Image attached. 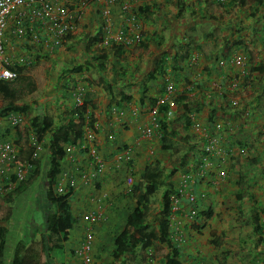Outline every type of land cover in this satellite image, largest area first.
Listing matches in <instances>:
<instances>
[{
  "label": "crops",
  "instance_id": "crops-1",
  "mask_svg": "<svg viewBox=\"0 0 264 264\" xmlns=\"http://www.w3.org/2000/svg\"><path fill=\"white\" fill-rule=\"evenodd\" d=\"M130 5L132 9L123 13L120 5L99 2L86 10L73 37L62 46L53 47L43 37L39 36L40 40L31 36L33 51L22 47L14 25H9L7 51L25 67L23 75L35 82L36 89L29 93L24 88L23 99L17 102L20 106L30 104L26 114L11 113L0 118L4 130L10 129L14 135L17 127L11 125L13 115L22 119L21 130L31 129L30 119L36 115L51 116L55 127L46 139L31 140L33 148L37 143L45 147L48 159L51 138L61 132L75 105H80L82 99L78 95L88 93L87 98L95 104V108L85 104L86 112L92 113L95 121V140L74 147L60 161L62 171L57 187L74 178L71 207L77 222L61 241L47 231L48 212L42 206L43 222H37L36 232L21 233L17 227L12 228L17 242L29 237L33 239L32 248L40 242V251H23L25 264H56V260L50 263L44 251L49 242L58 243L62 247L58 252L66 254V260L57 264H84L77 249L87 232L93 234L92 264H128L136 251H143L140 245L137 249L128 247L125 257L118 258L114 253L115 236L126 229L127 216L138 205L127 183L128 170L120 171L115 158L123 148L134 147L135 184L151 158L170 166L175 152L161 150L156 133L151 137L141 133L143 128L152 126L151 108L169 84L174 86L175 99L185 97L183 103L193 120L186 131L185 110L182 104L175 105L177 115L172 125L178 132L177 142L185 137L186 145L196 144L200 152L216 136L218 148L225 150L221 155L224 159L209 157V176L195 173L192 192L196 201L184 200L183 211L174 221V228L185 235L178 257L180 264H264V0H234L227 4L219 0H130ZM98 32L103 43L91 42ZM120 32L141 33L142 43L120 45L122 56L115 55L117 43L111 42L109 47L104 42L105 38H117ZM103 49L106 52H101ZM237 55L246 56L243 65L228 61ZM222 60L228 62L221 64ZM107 84L112 87L115 102L105 89ZM121 96L125 101L116 106ZM232 101H237V105ZM216 122L223 126L222 130L214 128ZM86 123L85 131L91 126L89 119ZM246 152L256 156L255 163L249 165ZM193 163L191 152L187 167ZM8 166L9 173L20 169L13 163ZM222 170L227 175L224 179L220 178ZM30 175L31 172L27 180L16 175L17 182L27 184ZM172 180L177 188L179 172ZM40 185L34 183L32 188L38 192ZM83 190L84 204L78 195ZM192 205L206 209L207 217L189 219L187 211ZM100 209L108 216L90 222L87 216ZM158 218L159 215L152 225H158ZM31 222L32 217L25 219L24 224ZM154 227L157 231L158 226ZM141 231L136 232L137 236L148 235ZM158 243L151 249L156 255L158 247L165 250L164 255L155 257L164 264L172 253L166 244ZM146 250L143 256L153 254ZM144 264L150 263L145 260Z\"/></svg>",
  "mask_w": 264,
  "mask_h": 264
},
{
  "label": "trees",
  "instance_id": "trees-1",
  "mask_svg": "<svg viewBox=\"0 0 264 264\" xmlns=\"http://www.w3.org/2000/svg\"><path fill=\"white\" fill-rule=\"evenodd\" d=\"M181 2V1H180ZM140 8H138L139 10ZM141 10V9H140ZM24 28L29 29L28 24L23 25ZM37 24H34V30L36 28ZM29 36V35H27ZM72 36L71 32H68L65 35L66 41L70 39ZM134 37V36H132ZM143 40V38H142ZM142 40L138 41V43L134 44H140L142 43ZM103 38L101 35V32H98L93 37H91V42L97 43L102 42ZM114 42V41H112ZM116 43V42H115ZM22 47L26 48V50H31L32 46L30 43V39H26L22 43ZM122 47L120 45L117 46L115 50V55L122 56ZM103 52H106L105 49H103ZM102 59L106 58L105 55H101ZM176 64L179 65L178 60L176 59ZM18 62V61H16ZM15 62V63H16ZM103 67V65H100ZM25 67H21L19 63H16L13 67L14 70H16L19 73V78L15 81H6V82H0V97L5 102V105L3 108L0 109V118L1 117H7L11 113H19V114H26L28 110L31 108L30 104H23L19 105L17 102L23 99L24 95V88H27V91L33 92L36 89L35 82L28 76L23 75ZM78 68V67H77ZM175 69H182L181 66H174ZM105 89L108 92V94L111 95L112 101H116V97L114 96V93L112 92V87L110 84L105 85ZM166 89V88H165ZM164 89V91H165ZM163 91V92H164ZM86 92H83L79 94L78 96L81 97L82 101L84 102L83 105H78L73 108L71 111V118L68 120V122L62 126L61 132L56 134L51 138V142L47 147V154H48V167L45 170V176L43 177L45 186H46V195L44 198V193L40 194V199L43 198L44 203H50L52 210H49V212L46 214V228L47 231L51 235H56L58 239L64 240L68 237L69 232L74 228V225L76 224L77 220L74 217L72 213V207H71V197L74 193V178H68L66 180V183H64L62 186V190L58 191L57 183L58 179L61 178L59 175L62 171L60 161L62 157L67 153V148L72 147H80L82 144L86 143L85 139V133H86V121L89 119V123L91 126H89L92 129L94 128V119L92 116V113L86 112V105H91L92 108H95V104L87 98ZM173 99H175L173 97ZM185 97L179 96L175 99L174 102H177L175 105H181L183 106L185 110V122H186V131L187 128H190L193 124L192 118L189 116V109L186 103L184 102ZM123 96H121L120 100L116 102V106L121 105L124 102ZM89 105V106H90ZM169 105H161L160 106V115L158 116V127L152 128V135L153 133H156L160 138V148L164 151H173L174 156L175 154L180 153L179 148V142L175 139V134L178 133L175 129H173V121L177 115V110L175 109L177 106L172 107V111L174 113V117L171 119L167 115V111L169 109ZM171 109V107H170ZM169 118V119H168ZM210 122H213V118H210ZM216 124V125H215ZM214 124V128L217 129V125L219 124L216 122ZM221 125V124H220ZM53 127H55L54 119L49 115H36L30 119V128L26 129V140L24 141V133L20 129V127L14 128V135L12 136L10 134V129L4 130L2 126H0V145L4 143H11L15 147V153L13 155L12 162L15 165H29V173L31 172L30 179L36 175L40 174V164L39 161H33L32 156V150L33 148V142L31 141L36 140L41 142L43 139H46V135L53 130ZM223 129V126H222ZM220 129V130H222ZM218 130V131H220ZM145 132V128L141 130V133L143 134ZM179 135V134H178ZM23 140L22 145L21 141ZM183 140L185 141L186 138L183 137ZM188 144V143H187ZM33 148V149H32ZM194 153V163L190 167L188 166V160L190 158V153ZM199 153V154H198ZM199 155V156H196ZM247 156V160L249 165L250 162H256V156L253 154H249L246 152L245 154ZM209 154L205 150H201L200 152L197 150L196 144H190L189 147L187 145V151L180 156L181 159H177L175 162H173L169 167L166 165H162L160 163V160L152 159V161H147L145 164L142 173L140 174V179L137 184L132 186V194L135 200L138 202V205L135 208H131V212L127 216L126 219V229L121 231L119 234L115 236L114 240V246L115 255L119 257H125L127 255V248L131 249H137L140 245H143L144 249L151 248L155 241H158L159 243L166 244L167 247L171 251V255H168L164 261V264H180L179 261V252L180 247L182 246V242H180L181 235H184L182 232L179 231V229L174 228V226L171 223L170 217L172 214V195L175 193L177 196L181 198V194L179 192V186L174 185L172 176L175 175L176 171L183 169L185 173L194 174L200 170V168H207V161ZM210 157V156H209ZM174 158V157H173ZM173 158H170L173 160ZM115 162L117 163L118 168H120V171L128 170L127 174L132 175L134 177V147L128 146L123 148V150L119 153L118 158H115ZM190 163V161H189ZM179 165V166H178ZM192 167V169H191ZM166 168H170V175H166ZM206 176H209L208 171L206 169ZM126 174V172H125ZM124 174V175H125ZM13 182L16 183V187L14 191L16 190L19 192L20 190H23L26 186V183L24 181L17 182V176L11 175ZM59 185V184H58ZM166 187L165 191L162 195V209L160 211V215L158 218V229L151 230L150 234L146 237L143 236H137V231L143 230V228H149L150 225H148V212H149V204L151 201L152 195H154L159 189ZM13 191V190H12ZM11 191V192H12ZM11 192L7 193L5 196H10ZM4 196V197H5ZM47 200V201H46ZM18 200H15L13 203L17 204ZM184 202V200H183ZM193 206V205H192ZM191 206V207H192ZM190 207V208H191ZM189 208V210H190ZM195 209L197 210L196 218L198 219L201 216L207 217V210H199V207L196 206ZM183 209L179 210L176 214L182 213ZM189 211H187L188 213ZM259 226V225H258ZM261 226V225H260ZM264 228V226H263ZM12 228L0 225V264H6L5 263V251H8L9 254L12 255L9 258L10 264H25L26 261H24V257L22 256L23 251H36L34 248L30 246V238L26 239H20L17 243H15L16 238H13V235L16 234L12 232ZM264 230V229H263ZM150 236V237H149ZM46 243L44 246V251L46 252L48 259H50V263H53V260H55L54 253L58 252V250H62V247L58 245V243H52L50 244ZM10 249V250H8ZM38 256H35L34 258H37ZM12 258V259H11ZM148 261L150 264L153 263V257L151 255L149 256H143L140 259H137L134 263H128V264H144V261ZM58 261H56V264ZM38 264V263H34ZM108 264H117L115 261L108 263ZM124 264V263H123Z\"/></svg>",
  "mask_w": 264,
  "mask_h": 264
},
{
  "label": "built area",
  "instance_id": "built-area-1",
  "mask_svg": "<svg viewBox=\"0 0 264 264\" xmlns=\"http://www.w3.org/2000/svg\"><path fill=\"white\" fill-rule=\"evenodd\" d=\"M223 4L233 2L234 0H219ZM99 2H104L108 6L110 5H120L123 13H126L132 9L130 5V0H0V82L15 81L19 78V73L13 69L17 63L16 57H11L7 51L8 37L7 32L10 24L14 25V34L18 37V41L22 43L34 36L35 39H40L43 37L47 40L53 47L62 46L65 42V35L68 32L74 33L80 24L86 10L90 7H95ZM103 12V11H102ZM103 15H108V11L105 10ZM29 29L24 28L23 25H27ZM34 24H37L35 30ZM29 35V36H27ZM134 36V37H132ZM118 41L125 42L127 45H132L138 43L142 40L141 33L135 32L133 34H126L120 32L119 36L116 38ZM109 39L105 38V44H108ZM232 63L243 65L246 61V56L237 55L236 57L228 60ZM228 61H221V64H225ZM16 62V63H15ZM175 93L174 86L169 84L165 91L163 92L161 98L158 100L157 104L151 108V116L153 117L152 127L157 128L158 116L160 115V106L169 105L167 115L171 118L174 113L172 107H175V102L173 97ZM83 101L79 100V104ZM233 105H237V101H232ZM11 125L13 127H19L23 124L22 119L17 115L10 117ZM217 129H222V125L218 124ZM152 128H145L143 135L147 137L152 136ZM85 139L89 141L95 140V129L89 128L85 133ZM44 146L41 143L35 144L33 150V157L35 159L41 158L44 154ZM72 146L67 148V153L71 154L73 151ZM204 150L209 154V156H218L224 159L221 155L224 154L225 150L218 148V139L215 137L210 138L209 142L205 145ZM15 153V147L11 143H4L0 145V198L7 193L11 192L14 188V184L10 179V173L8 171V165L12 162V157ZM209 156L207 161V166L209 165ZM206 169L200 168L196 172L197 175L205 177ZM25 169L20 168L17 171V175L23 178ZM96 176L93 175V177ZM220 178L224 179L227 175L225 171L220 172ZM87 175L84 176L87 179ZM128 184L132 185L134 179L132 175L128 176ZM192 183H194V174L183 172L180 176L179 183V196H172V214L170 217L172 225L177 216V212L181 210L183 200L191 203H195L196 197L192 192ZM195 205L192 206L187 213L189 219H195L197 216V210ZM108 214L101 209L99 211H93L88 216L87 219L94 223L104 219ZM180 242L184 241V235H181ZM93 234L87 232L86 236L80 246V254L83 256L84 264H92V257L90 255L92 251ZM154 264L155 263L153 261Z\"/></svg>",
  "mask_w": 264,
  "mask_h": 264
},
{
  "label": "rangeland",
  "instance_id": "rangeland-1",
  "mask_svg": "<svg viewBox=\"0 0 264 264\" xmlns=\"http://www.w3.org/2000/svg\"><path fill=\"white\" fill-rule=\"evenodd\" d=\"M4 105H5V102L0 99L1 108H3ZM22 130L24 131V138H26V133H25L26 129L22 127ZM50 137H52V136L50 135ZM22 143H23V140L21 141V145H22ZM178 146H179L181 151L179 154H177V153L175 154V157L173 158V160L171 159V162L169 161V165H171L173 162H175L178 158L181 159L180 156L183 155L187 151V145L183 139L181 142H179ZM40 159H42V156ZM47 161H48L47 158L45 159V161H43V160L39 161V163L41 165V169H40L41 173L39 175L32 177L31 179L29 178L28 183L26 184V186L23 190H20L19 192H17L16 190L15 191L13 190L11 192L10 196L4 195L5 197L2 196L0 198V222H2L5 226H8L10 228L17 227L18 232H21V233L23 232V230H26V231L29 230L28 231L29 233H31V232L34 233V232H36L37 222H39V223L43 222V217L41 216V211L39 210L41 202L43 200L40 199L39 195L42 194V191L44 190V185H42V186L40 185L41 188H40V190H38V192L34 191V189L32 187L34 186V183H36L37 185L43 183V172H44L43 168L47 166ZM166 171H167V174L170 173L169 168H166ZM178 172H179V176H181L184 171H183V169H180V170L176 171V173H178ZM176 173H175V175H176ZM174 176H172V178ZM30 180H32V181H30ZM165 189H166V187L161 188L154 195H152L151 201H150L151 202L150 203V210H149L148 216H147V219L151 225L147 229L143 228V230L141 231L142 235L143 234L149 235L151 233L150 231L155 229L154 226H158L157 224L152 225V223H157V216L160 215V212H158V211H160L162 209V194L165 191ZM78 195L83 199L82 204H84L85 203L84 197L86 195V192L84 190L79 191ZM15 200H18L16 202L17 204L13 203ZM44 207L46 208V205ZM30 217H32V222L30 225L27 226L26 224H24V221H25V219H29ZM150 219H152V220H150ZM13 232L16 233L15 231H13ZM13 238H16V234L13 235ZM155 242H156V244L158 243V241H155ZM15 243H17V241H15ZM158 244H160V243H158ZM33 248L36 251H40V242H35V245ZM149 251L153 252V256L156 258L161 256V255H164V253H165V250L163 251L162 249H160V247H158V250H156V251H158L157 255L155 254V252L151 248L149 249ZM12 253L10 254V256L12 255ZM145 253H147V250L144 248H143V251L140 253L139 252L137 253V251H136L134 253L135 257H132L133 260L130 261V259H128V262L132 263V262H135V260H137V259L141 260V258L143 257V255H145ZM10 256H9V258H10ZM54 257H55L56 261H59V263H62L66 260L65 252H55ZM9 261L10 260L8 259L7 264H10Z\"/></svg>",
  "mask_w": 264,
  "mask_h": 264
},
{
  "label": "clouds",
  "instance_id": "clouds-1",
  "mask_svg": "<svg viewBox=\"0 0 264 264\" xmlns=\"http://www.w3.org/2000/svg\"><path fill=\"white\" fill-rule=\"evenodd\" d=\"M73 34V33H72ZM103 41H104V38H103ZM103 41L101 42V43H103ZM112 41H114V42H116L117 43V45H127L125 42H122V41H118V40H116V38H110L109 39V41H108V44H109V47H110V45H111V42ZM108 44H106V45H108ZM101 52H103V51H101ZM84 104V102L82 103V104H80V105H83ZM33 153V152H32ZM32 160L33 161H45V159H46V157H45V154L42 156V159H35L34 157H33V155H32ZM40 164V163H39ZM28 167H29V165H20V168H24L25 169V172H24V176H23V178L22 179H25V180H27V177H28V174H29V170H28ZM40 167V169H41V165L39 166ZM47 167H48V164H47V166L46 167H44L43 168V170H44V172H43V177L45 176V170L47 169ZM41 171V170H40ZM17 172H10V179H12V177H11V175H17L16 174ZM41 173V172H40ZM127 179H128V176H127ZM133 179H134V177H133ZM16 181H18V179L16 180ZM128 181V180H127ZM13 182V181H12ZM128 183V182H127ZM13 184H14V188H13V190L15 189V187H16V183L15 182H13ZM42 185H44V192L42 191V193H44V198H45V195H46V192H45V190H46V186H45V183H44V180H43V183H42ZM129 185V184H128ZM134 185V183L132 184V185H129V186H133ZM62 190V186H59L58 187V191H61ZM179 190V189H178ZM174 195H176L177 196V194H173L172 196H174ZM41 200H43V198H41ZM47 201V200H46ZM43 203H44V200L42 201ZM42 202H41V205H40V208H39V210L42 208V206H45L46 205V211L47 212H49V210H52L53 208L52 207H49L48 206V204H50V203H46V204H42ZM183 207V206H182ZM182 209V208H181ZM41 211V210H40ZM184 238H185V235H184ZM82 245V243L78 246V249H77V253H79L80 254V252H79V250H80V246ZM81 255V254H80ZM90 255H91V257H92V260H93V256H92V251H91V253H90ZM6 256H10V254L8 253V251H5V263L7 264V261H8V259L9 258H7ZM82 256V255H81ZM152 257H153V261L155 262V263H158L159 264V262L156 260V258L153 256V254L151 255ZM82 258H83V256H82ZM12 259V258H11ZM93 263V262H92Z\"/></svg>",
  "mask_w": 264,
  "mask_h": 264
}]
</instances>
